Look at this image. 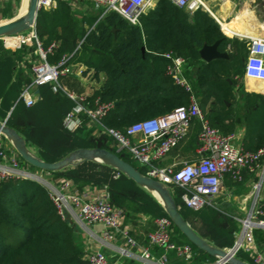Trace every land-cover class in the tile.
<instances>
[{"label": "trees", "instance_id": "obj_1", "mask_svg": "<svg viewBox=\"0 0 264 264\" xmlns=\"http://www.w3.org/2000/svg\"><path fill=\"white\" fill-rule=\"evenodd\" d=\"M27 4L25 0L21 15ZM77 6L80 8L82 4ZM80 13L69 1L59 0L54 10L39 11L34 32L42 50L55 45L47 55L50 65L66 57L67 66L84 67L83 76L91 75L95 81L100 75L104 77L87 101L91 109L96 100L113 104L101 121L105 128L123 133L133 124L189 106L190 93L167 73L171 61L163 54L171 52L184 59L183 76L210 125L223 135L244 128L241 145L247 152L255 153L264 147V95L244 90L246 43L229 39L208 13L198 10L189 14L168 0H157L154 8L140 17L139 26L113 12L102 18L101 11L85 10L79 17ZM216 41L220 42L218 51L228 52V58L203 62L200 49ZM32 44L31 48L10 51L0 40V121L13 109L7 126L46 163L59 162L81 149H103L144 175L142 167L127 151H117L109 136L102 132L94 135L96 129L86 125L87 117L83 116V125L77 130L64 129L63 118L75 104L62 91H55L51 85L40 87L39 99L31 108L19 99L22 87L29 82L28 57L33 58L37 47L34 40ZM199 131V122L193 119L188 133L171 152L181 149L192 160ZM21 164L31 171H40L23 160ZM48 174L56 180H70L78 191L106 186L110 204L121 211L125 223L138 217L150 222L168 218L150 192L108 165L84 161ZM241 184L244 182L235 183L225 177L224 186L228 188ZM166 187L185 222L201 239L221 250L233 247L235 235L240 231L233 213L219 206L190 210L180 199V189ZM260 204L264 211V200ZM172 229V241L187 244L194 252L189 264L215 261L193 246L173 224ZM253 233L255 242L264 245V230L255 229ZM85 253L80 231L74 223L61 220L44 187L29 179H10L1 184L0 264H83ZM161 253L155 248V255ZM236 258L253 264L242 251ZM169 259L170 264H186L174 253L169 254Z\"/></svg>", "mask_w": 264, "mask_h": 264}, {"label": "built area", "instance_id": "obj_2", "mask_svg": "<svg viewBox=\"0 0 264 264\" xmlns=\"http://www.w3.org/2000/svg\"><path fill=\"white\" fill-rule=\"evenodd\" d=\"M59 0H38L39 10L51 11ZM73 4H91L95 10L101 11L102 18L107 13H115L133 26H139L140 17L154 8L157 0H67ZM174 6L193 14L198 10H208L205 0H168ZM209 13V12H208ZM221 31L225 33L222 22L216 19ZM27 34V33H26ZM228 37L229 35L225 33ZM19 45L32 40L36 43L37 55L35 60L28 57L30 63L29 82L22 87L19 99H22L27 108L33 107L38 101V89L44 85H51L55 91H62L74 107L65 114L62 125L67 131H75L83 125V116L87 117V126L95 127L94 135L100 132L109 136L116 145L117 151H127L132 160L144 171V176L162 183L164 186L176 187L182 191L180 199L183 205L193 211L204 207L216 208V200L221 195L224 180L229 176L235 183H248L251 205L246 211V217L238 220L242 229L235 235L236 257L239 251L249 254L253 264H264V254L256 244L255 229L264 230V211L261 207L260 191L264 181V147L255 153L243 150L241 140L236 133L223 135L213 128L201 112L198 98L193 94L191 87L183 76L184 59L171 52L163 57L171 61L167 73L174 82L190 93L188 107L177 108L170 113L147 121L133 124L118 132L105 128L101 121L113 108L112 103H94L89 108L88 96L75 92L64 91L59 80L70 75H82L80 68L67 66L68 58L63 57L56 65L47 62V55L51 54L55 45L52 44L46 51L42 50L34 30L28 37L20 36ZM231 38V37H230ZM247 46L248 55L243 67L244 79L264 82V38L242 37ZM5 48L8 45L2 40ZM11 46V45H8ZM8 49V48H7ZM9 50V49H8ZM22 67H24L22 65ZM79 72V73H78ZM199 122L198 146L192 160L173 161L168 165L161 162L173 148L186 136L191 121ZM22 159L14 148L0 134V186L10 179H29L40 184L54 205L58 216L63 221H70L76 226L85 229L93 226L101 228L99 239L101 244L108 246L122 241L124 247L120 250L122 258H137L140 264H170L169 254L174 253L176 258L189 264L194 258L191 246L177 244L172 241L173 229L169 218L153 220V230L147 235V245L140 244L130 234V229L124 224L121 211L110 204L107 187H87L76 190L68 179H54L48 172L31 171L22 165ZM254 175L252 180L244 181V175ZM255 180V181H254ZM157 248L162 253L157 256L151 251ZM232 248L225 249L230 252ZM133 251V253H132ZM83 264H110L106 255L100 250L87 251ZM116 264H123L118 262ZM206 264H228L226 260L215 259Z\"/></svg>", "mask_w": 264, "mask_h": 264}, {"label": "water", "instance_id": "obj_3", "mask_svg": "<svg viewBox=\"0 0 264 264\" xmlns=\"http://www.w3.org/2000/svg\"><path fill=\"white\" fill-rule=\"evenodd\" d=\"M37 2L38 0H28V5L23 15L0 24V40L10 37H20L34 30L37 15L40 11ZM208 14L213 17L212 14ZM219 43V41H216L212 45L202 46L199 51V56L203 62L209 63L216 59L228 58V52L221 53L218 51ZM142 51H144V48H142ZM12 110L13 109L7 114L4 121H0V134L4 136L20 158L28 165L45 172L61 171L69 166H75L84 161L108 165L150 192L163 206L167 217L175 228H177V230L197 249L207 253L215 259L226 260L228 264H247L232 255L235 251V246L232 247L230 252H227L225 249L221 250L213 247L205 240L201 239L179 213L167 187L160 182L140 174L133 166L121 160L117 155L103 149H81L56 163H46L40 160L26 147L24 139L14 129L7 126V120Z\"/></svg>", "mask_w": 264, "mask_h": 264}, {"label": "crops", "instance_id": "obj_4", "mask_svg": "<svg viewBox=\"0 0 264 264\" xmlns=\"http://www.w3.org/2000/svg\"><path fill=\"white\" fill-rule=\"evenodd\" d=\"M24 1L25 0H0V24L6 23L12 19H14L17 16H20L23 12L24 9ZM211 5V9L214 13V15L217 17L215 18L214 16L212 17L215 22L216 19L219 20L222 23H228L229 26H231L235 32L244 34L242 36H227L229 38L234 40L233 38H237L239 40L242 39V37H263L264 38V20L262 22H259L258 19H256V16L254 15V12H252V17L254 20V24L247 26L246 29L242 28V26L239 24V21L245 17V15L241 13H233V11L228 10V4L230 2L228 0H208V3ZM77 4H73V7ZM83 6V4H82ZM79 6H78V8ZM83 9V8H82ZM210 16V15H209ZM211 17V16H210ZM217 23V22H216ZM231 37V38H230ZM2 41V40H1ZM3 43V41H2ZM4 45V44H3ZM14 51V50H10ZM80 68V71L84 70V67L82 66H76L75 67ZM79 73V72H78ZM27 76L30 77V70L26 72ZM63 78V79H62ZM59 80V84L61 87H63V90L67 92H75L77 94H85L88 97L92 95L93 91L96 88H99L104 81V77L102 75L99 76V80L95 81L94 79L91 78V75L88 76H83L82 75H70L67 77H62ZM72 81L73 83H76L77 85L84 86L85 85V91H78L76 89H73L72 87H66L65 83H68V81ZM248 79H244V90L246 92H255L259 94L264 95V83H253V82H248ZM257 82V81H255ZM70 83V82H69ZM68 85V84H66ZM256 88H253L255 87ZM72 88V89H70ZM244 128H241L236 135H238L239 139L241 140L242 137L244 136ZM194 159V158H193ZM179 160H188L182 152L181 149L177 151H172L170 152L167 157L161 162L162 165H168L173 161H179ZM264 169V168H263ZM247 177V178H246ZM244 178H246L244 181H247V179L252 180V178H255L254 175H249L245 174ZM255 181V180H254ZM249 186L248 183H244L235 187H226L224 186V191L223 194L224 198L218 197L216 204L218 203L219 207H222L224 204L231 203V201L237 199L238 205L242 203L241 209L240 207H236L234 205L233 208H236L238 210L237 214L233 213L236 218L242 220L246 217V211L249 210V207L251 205V198L249 199L250 191L248 190ZM249 191V194L246 195V193ZM261 198L264 200V181H263V186L260 191ZM246 195V196H245ZM223 196V195H222ZM232 198V199H231ZM241 198V201H239ZM243 198V199H242ZM245 198V199H244ZM231 213V212H230ZM239 223V230L241 231L242 225L241 223L236 220ZM124 224L130 229V234L131 236L138 241L140 244L147 245V235L153 230V222H150L147 218L143 217H138L137 219L133 220L132 222L125 223ZM78 230L80 231L81 234V239L83 241V245L85 247V252L89 251H94V250H100L102 251L110 264H116L118 262H122L123 264H126L127 262H132V264H140L139 260L137 258H122L120 257V250L123 249L124 245L122 241H117L114 244H109L108 246H104L101 244V241L99 239V234L101 232V228L98 226H93L89 227L87 229L76 226ZM239 231V232H240ZM261 251L264 254V245L263 244H258L256 243ZM151 251L154 253L155 248L151 247ZM245 253L249 258V254L242 251ZM133 253V251H132ZM251 259V258H250ZM129 264V263H128Z\"/></svg>", "mask_w": 264, "mask_h": 264}, {"label": "rangeland", "instance_id": "obj_5", "mask_svg": "<svg viewBox=\"0 0 264 264\" xmlns=\"http://www.w3.org/2000/svg\"><path fill=\"white\" fill-rule=\"evenodd\" d=\"M207 3H208V0H205ZM229 2H230V4H228V10H230V11H233V13L235 14V13H243L244 15H245V17L244 18H242L240 21H239V24L242 26V28H244V29H246L247 28V26H250V25H252V24H254V20H253V17H252V12H251V10L254 12V15L256 16V19H258L259 20V22H262L263 20H264V0H228ZM154 5H155V3H154ZM208 6L211 8V5L210 4H208ZM74 8L75 9H77L78 8V6L77 5H75L74 6ZM83 8V9H82ZM85 10H89V11H91L92 13L94 12V13H96L97 12V10H95L94 9V7H92V6H90V5H87V4H83V6H81L80 7V10L78 9V11H80L81 13L82 12H84ZM201 11H203V12H206V13H208L207 11H205V10H201ZM81 13L79 14V17H81ZM263 32H264V29H263ZM30 34V32H28L27 34L25 33L23 36H25L26 35V37H28V35ZM233 39H237V38H233ZM5 45V44H4ZM32 41L31 42H26V43H22V44H19V45H11V46H6L9 50H16V49H19V48H21V47H28V48H31L32 47ZM37 50V48L36 49H34V51H33V58H32V60H35L36 58H37V55L34 53L35 51ZM31 57V56H30ZM76 69V68H75ZM25 70H27V68H25ZM70 82V83H69ZM66 84H68V85H66ZM69 85H70V87H72L73 89H76V90H78V91H85V85L84 86H81V85H77L76 83H73L71 80L70 81H68V83H65V86L66 87H69ZM63 88V87H62ZM72 88H70V89H72ZM253 88H256V86L255 87H253ZM66 91V90H65ZM71 92V91H70ZM248 190L250 191L251 189L250 188H248ZM223 191H224V187H223V189H222V193H221V197L220 198H224V195L225 194H223ZM249 191L246 193V195H248L249 194ZM223 195V196H222ZM245 195V196H246ZM260 196H261V194H260ZM232 199V198H231ZM243 199V198H242ZM245 199V198H244ZM218 200V199H217ZM217 200H216V202H217ZM237 199H235V200H233V201H231V203H228V204H224L223 206H222V208L223 209H225L226 211H228V212H231V213H236L237 214V212H238V210H236V208H233L234 207V205L237 207H240V209L243 207H241V205H242V203H240L239 205H238V201H236ZM239 201H241V198H240V200ZM217 206H219L218 205V203H217Z\"/></svg>", "mask_w": 264, "mask_h": 264}, {"label": "bare ground", "instance_id": "obj_6", "mask_svg": "<svg viewBox=\"0 0 264 264\" xmlns=\"http://www.w3.org/2000/svg\"><path fill=\"white\" fill-rule=\"evenodd\" d=\"M28 5V4H27ZM205 7L206 9L208 10V12L210 14H212L215 18H217L212 9L208 6V4L206 3L205 4ZM222 26H223V29L225 31V33H227L229 36L233 37V36H242L244 34H240V33H237L234 31V29L228 25V23H222ZM20 41V38L19 37H10V38H5V42L8 44V45H13V44H17L18 42ZM248 82H253V83H264V82H255L253 80H249Z\"/></svg>", "mask_w": 264, "mask_h": 264}]
</instances>
